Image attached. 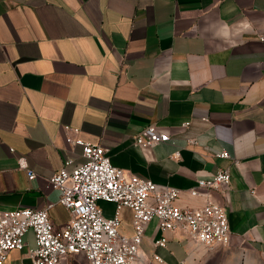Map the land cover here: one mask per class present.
I'll use <instances>...</instances> for the list:
<instances>
[{
	"label": "crops",
	"instance_id": "1",
	"mask_svg": "<svg viewBox=\"0 0 264 264\" xmlns=\"http://www.w3.org/2000/svg\"><path fill=\"white\" fill-rule=\"evenodd\" d=\"M148 124L170 139L146 151L135 134ZM68 136L101 143L126 175L179 187L180 206L209 196L225 208L226 243L177 228L156 246L150 220L140 250L151 264H264V0H0V210L51 202L53 224L68 220L46 185L84 160ZM223 148L231 157L215 154ZM220 169L228 183L190 193ZM99 204L113 214L112 201ZM119 217L130 234L132 210ZM33 240L28 231L1 264L29 262Z\"/></svg>",
	"mask_w": 264,
	"mask_h": 264
},
{
	"label": "built area",
	"instance_id": "2",
	"mask_svg": "<svg viewBox=\"0 0 264 264\" xmlns=\"http://www.w3.org/2000/svg\"><path fill=\"white\" fill-rule=\"evenodd\" d=\"M170 135L148 124L135 134V143L143 150L166 142ZM71 144L82 146L83 162L68 170L70 159L51 177L48 187L60 191L59 201L69 210V218L56 227L48 214V207L18 206L0 210V264L13 248L26 245L25 234L33 233V245L28 248L29 262L22 264H61L66 255L83 252L88 264H151L140 250L147 223L156 219V235L153 244L164 246L166 236L162 231L183 229L205 245L226 243L229 238V223L225 208L206 196L198 206H180L175 201L180 188L157 183L136 174L126 175L122 168L112 164L107 148L101 143L67 137ZM178 153L177 151L175 152ZM217 156L231 157L226 149L215 152ZM18 165L28 171L30 179L36 173L27 167L23 156ZM228 169H220L210 176L197 179L190 193L208 194V189L228 183ZM115 204L113 214L106 215L99 200ZM132 210V232L119 230L120 209ZM152 258L162 261L157 253Z\"/></svg>",
	"mask_w": 264,
	"mask_h": 264
}]
</instances>
